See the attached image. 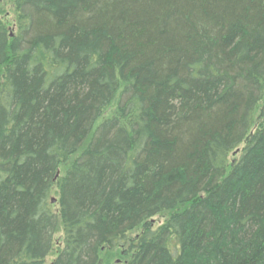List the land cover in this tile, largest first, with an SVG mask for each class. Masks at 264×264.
<instances>
[{"label":"trees","instance_id":"16d2710c","mask_svg":"<svg viewBox=\"0 0 264 264\" xmlns=\"http://www.w3.org/2000/svg\"><path fill=\"white\" fill-rule=\"evenodd\" d=\"M9 4L0 264H264V0Z\"/></svg>","mask_w":264,"mask_h":264},{"label":"rangeland","instance_id":"374dc122","mask_svg":"<svg viewBox=\"0 0 264 264\" xmlns=\"http://www.w3.org/2000/svg\"><path fill=\"white\" fill-rule=\"evenodd\" d=\"M0 13L1 14V18L4 20V22L6 24H9L10 26L12 25V14L10 13V4H9V0L6 2L5 0H0ZM260 112V110H258V113ZM107 115V114H106ZM234 156L232 155L230 157V159H232ZM60 178V174L58 173L56 176V180H58ZM52 198H56L55 195L52 196ZM54 209H57V205L53 206ZM162 217H155L152 220V223H154V225H158L161 222H163V219H161ZM139 229L135 230L134 232H132L129 236L128 241L131 240V238H133L136 234L139 233ZM62 237V233H61V228L60 226L58 227L56 234L53 238V247H52V252L48 255V257L45 259V264H50L56 249L60 246L61 244V238ZM128 241L126 242V244L120 248H115L113 250L110 249H104L101 252L100 255V264H117V263H122L126 261V258H128L127 254H125L126 249L128 248Z\"/></svg>","mask_w":264,"mask_h":264},{"label":"water","instance_id":"95a60500","mask_svg":"<svg viewBox=\"0 0 264 264\" xmlns=\"http://www.w3.org/2000/svg\"><path fill=\"white\" fill-rule=\"evenodd\" d=\"M51 203H53V204H54V203H55V200H54V199H53V200H51Z\"/></svg>","mask_w":264,"mask_h":264}]
</instances>
